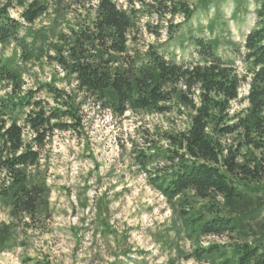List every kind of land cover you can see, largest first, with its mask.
I'll return each mask as SVG.
<instances>
[{
    "label": "trees",
    "instance_id": "16d2710c",
    "mask_svg": "<svg viewBox=\"0 0 264 264\" xmlns=\"http://www.w3.org/2000/svg\"><path fill=\"white\" fill-rule=\"evenodd\" d=\"M125 1L126 8L114 0H0V46L12 45L23 63H53L75 83L73 93L53 83L22 89L20 73L8 60L0 64V82L10 88L0 97V207L10 217L0 223V253L13 246L19 228L49 218L50 189L36 170L56 132L81 126L76 95L82 94L115 116L136 111L183 116L185 127L166 135L169 147L154 157L164 167L147 170L152 156L138 155L149 184L176 211L189 238L243 236L230 245L196 246L186 258L264 264V221L249 234L264 212V0L242 51L234 49L242 75L234 60L217 52L216 39L194 38L197 59L192 61L169 59L152 44L143 52L129 51V35L141 17L186 21L194 10L187 0ZM11 8L21 10L18 18L11 17ZM78 11L85 13L82 19L66 21ZM46 14L52 15L50 27L32 29ZM60 23L66 24L65 32L55 31ZM178 26L145 24V29L154 37L164 29L171 38ZM246 80L247 106L230 115ZM41 91L52 103L37 97ZM28 263L51 264L45 259Z\"/></svg>",
    "mask_w": 264,
    "mask_h": 264
},
{
    "label": "rangeland",
    "instance_id": "374dc122",
    "mask_svg": "<svg viewBox=\"0 0 264 264\" xmlns=\"http://www.w3.org/2000/svg\"><path fill=\"white\" fill-rule=\"evenodd\" d=\"M114 1L118 7H127L125 0ZM259 1L208 0L205 4L187 0L194 11L186 21L181 16L138 19L129 35L128 49L143 52L152 44L169 59L192 61L197 59L194 38L216 39L217 52L234 60L242 75L244 68L234 49L242 51L244 37L256 26ZM20 11L11 8L9 14L18 18ZM83 16L85 13L78 11L65 19L74 22V17ZM51 19L52 15L46 14L31 28L50 27ZM170 23L179 25L171 38L164 29L159 37L145 29V24L166 27ZM65 27L60 23L55 31L65 32ZM19 54L12 45L0 46V64L8 60L20 73L22 89L53 83L73 93V79L55 64L45 60L23 63ZM248 82L239 87L237 100L230 104V115L246 108ZM9 92L10 88L0 82V97ZM37 97L52 103L43 91ZM76 101L81 126L74 132H56L42 150L36 170L50 189V216L30 228H19L13 246L0 253V264H29L28 259H45L51 264H208L186 255L196 246L230 245L242 240L240 235L189 238L176 211L149 184L138 155L152 156L147 170L164 167L154 157L169 147L166 135L185 127L183 116L145 111L115 116L82 94L76 95ZM9 221L8 210L0 207V223ZM263 221L264 212L249 234Z\"/></svg>",
    "mask_w": 264,
    "mask_h": 264
}]
</instances>
